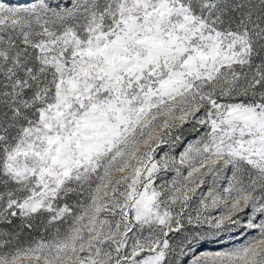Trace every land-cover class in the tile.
Listing matches in <instances>:
<instances>
[{
  "label": "snow or ice",
  "instance_id": "obj_1",
  "mask_svg": "<svg viewBox=\"0 0 264 264\" xmlns=\"http://www.w3.org/2000/svg\"><path fill=\"white\" fill-rule=\"evenodd\" d=\"M0 264H264V0H0Z\"/></svg>",
  "mask_w": 264,
  "mask_h": 264
}]
</instances>
